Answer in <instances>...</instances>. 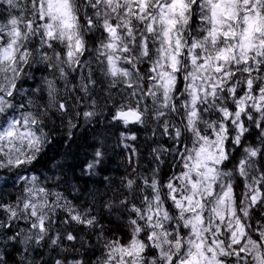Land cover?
I'll return each mask as SVG.
<instances>
[{"label": "snow or ice", "instance_id": "1", "mask_svg": "<svg viewBox=\"0 0 264 264\" xmlns=\"http://www.w3.org/2000/svg\"><path fill=\"white\" fill-rule=\"evenodd\" d=\"M0 264H264V0H0Z\"/></svg>", "mask_w": 264, "mask_h": 264}, {"label": "trees", "instance_id": "2", "mask_svg": "<svg viewBox=\"0 0 264 264\" xmlns=\"http://www.w3.org/2000/svg\"><path fill=\"white\" fill-rule=\"evenodd\" d=\"M82 131V138L80 139L79 143L81 144L80 149V158H83V145H84V138L88 139V142H91V136L92 132L91 130L84 132ZM73 152L76 151V145L72 146ZM67 151V148L60 144L56 143L54 144L49 150L48 154L45 157V161L48 163L49 167L53 164H55L57 161H60L63 159L62 154ZM109 159L106 161L105 166V173L106 175L116 176L118 177L123 172V150L120 147L116 146L115 137L112 138V140L109 143ZM68 162H72V157H68ZM93 179H98V177H94Z\"/></svg>", "mask_w": 264, "mask_h": 264}]
</instances>
